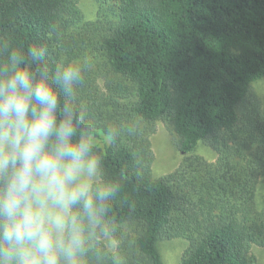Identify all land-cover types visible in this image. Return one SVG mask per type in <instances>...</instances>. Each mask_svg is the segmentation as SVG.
<instances>
[{
    "label": "trees",
    "instance_id": "trees-1",
    "mask_svg": "<svg viewBox=\"0 0 264 264\" xmlns=\"http://www.w3.org/2000/svg\"><path fill=\"white\" fill-rule=\"evenodd\" d=\"M112 19L85 21L80 0H0V37L16 46L49 42L51 60L89 47L105 74L89 76L82 99L101 130L136 129L100 142L106 170L122 175L113 214L123 223L122 264H164L159 243L183 239L180 264H257L264 247V0H94ZM99 79H103V86ZM185 156L156 178L157 122ZM217 154L195 155L199 143Z\"/></svg>",
    "mask_w": 264,
    "mask_h": 264
},
{
    "label": "clouds",
    "instance_id": "clouds-1",
    "mask_svg": "<svg viewBox=\"0 0 264 264\" xmlns=\"http://www.w3.org/2000/svg\"><path fill=\"white\" fill-rule=\"evenodd\" d=\"M52 53L0 37V264H122L113 208L124 184L99 144L136 129L101 136L82 99L93 60Z\"/></svg>",
    "mask_w": 264,
    "mask_h": 264
},
{
    "label": "rangeland",
    "instance_id": "rangeland-1",
    "mask_svg": "<svg viewBox=\"0 0 264 264\" xmlns=\"http://www.w3.org/2000/svg\"><path fill=\"white\" fill-rule=\"evenodd\" d=\"M79 7L82 10L85 21L95 22L98 19H112V6L101 5L94 0H80ZM97 51L89 47L83 51L82 57H89L93 60L97 57ZM94 68L90 76L94 74H105L106 68L100 65L97 60L94 61ZM100 85L103 86V79H99ZM253 93L259 99L261 107L264 110V79L253 84ZM152 149L154 153L153 172L156 178L163 177L181 166L185 156L178 149V136L171 127L159 121L155 125V132L151 136ZM195 155L200 156L209 163L217 159L216 152L207 144L201 142L198 144ZM258 200L260 203L264 200V189L259 187ZM187 246L183 239L163 240L159 243V249L163 257L164 264H180L182 254ZM252 255L255 257L257 264H264V247L257 245L252 246Z\"/></svg>",
    "mask_w": 264,
    "mask_h": 264
}]
</instances>
